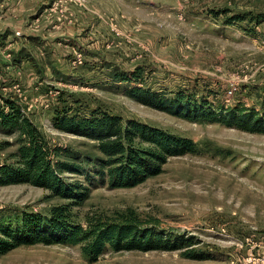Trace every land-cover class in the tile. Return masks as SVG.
I'll return each instance as SVG.
<instances>
[{
	"label": "rangeland",
	"instance_id": "1",
	"mask_svg": "<svg viewBox=\"0 0 264 264\" xmlns=\"http://www.w3.org/2000/svg\"><path fill=\"white\" fill-rule=\"evenodd\" d=\"M41 1L32 18L40 31L32 33L45 31L44 42L34 44L37 55L48 51L56 65L44 72L38 59V68L43 67L38 91L18 82L6 83L3 90L2 82L0 100H15L50 147L69 148L81 157L100 154L94 143L54 130L55 109L80 117L105 111L192 140L195 153L169 158L159 175L134 188L109 189L82 175L63 178L90 189L88 199L73 210L78 221L87 213L133 210L143 221H159L167 234L190 239L188 249L203 258L186 259L181 251L106 248L89 263L78 246L34 245L0 256V264H264V135L142 106L127 96L132 83L114 82L110 74L139 70L138 86L164 99L181 95L217 112L242 107L264 114V0ZM4 15L0 12V24L15 21ZM6 47L13 54L12 42L5 43L0 47L4 58ZM77 55L81 65H73ZM229 89H235L230 97ZM16 139L0 127V165L12 163ZM83 165L84 173L92 169ZM64 203L29 185L2 186L0 226L14 229L21 213L48 215Z\"/></svg>",
	"mask_w": 264,
	"mask_h": 264
},
{
	"label": "trees",
	"instance_id": "2",
	"mask_svg": "<svg viewBox=\"0 0 264 264\" xmlns=\"http://www.w3.org/2000/svg\"><path fill=\"white\" fill-rule=\"evenodd\" d=\"M35 41V40H34ZM30 60L24 49L11 55V63L21 58ZM40 67L37 73H40ZM138 71H111L114 82L131 84L127 96L132 101L190 122L218 123L228 128L264 135V114L242 107L217 112L205 104H198L178 95L167 100L138 86ZM0 127L17 134L16 151L10 164L0 165V187L29 185L47 191L50 198L65 203L52 207L48 215L20 214L14 229L0 226V256L20 246L63 245L80 247L89 263H94L106 248L119 252L181 251L186 259H202L190 239L167 234L159 221H143L133 210L110 215L87 213L78 221L74 209L89 196L90 189L81 183L68 182L64 174L82 175L93 184L109 189H130L161 173L171 157L196 152L195 143L166 130L136 120L123 121L105 111H93L89 116L69 115L55 109L51 118L54 130L94 143L100 157H81L69 148L50 147L44 136L15 100L1 98ZM51 107L49 104L48 109ZM92 169L83 171L84 165ZM89 176H92L89 179ZM95 184L94 186H97Z\"/></svg>",
	"mask_w": 264,
	"mask_h": 264
},
{
	"label": "crops",
	"instance_id": "3",
	"mask_svg": "<svg viewBox=\"0 0 264 264\" xmlns=\"http://www.w3.org/2000/svg\"><path fill=\"white\" fill-rule=\"evenodd\" d=\"M39 4L44 3L41 0H0V12H4L5 14L3 19H5V16L8 20H11L12 18L15 19L14 22L10 21V23L0 24V47H2L5 43L12 42L13 53L18 52L20 49H24L26 53L30 55V60L22 57L20 63L12 64L11 60L5 59L0 53V83H5L0 86L3 87V90H5L4 88H7L6 83L18 82L17 84L22 85V88H33L34 91H38V85H41V82H39L40 74L37 73V60L40 59L43 61V63L39 62L38 64L43 65L44 72L49 70V67L56 65L53 56L50 59L51 56L48 51L46 54L42 51L39 55H37L38 47L34 44V42L37 40L43 43L44 37L41 33H45V31H42L39 34L32 33L33 31H40L38 26L34 25V21L32 20L38 10L37 5ZM30 17L31 20H27ZM16 31L21 33V38L14 37V33ZM46 45H48V42H46ZM11 85L12 84H10V86ZM16 86L17 85H14L12 87L15 91H17L18 88ZM26 93L29 94V92ZM21 94L23 95L25 93L21 91L20 95ZM41 96H39V98ZM35 101L38 102V98H36ZM44 105L45 103L43 104V108ZM47 105L49 104H46V106ZM33 112L34 111H30L31 114H33Z\"/></svg>",
	"mask_w": 264,
	"mask_h": 264
},
{
	"label": "built area",
	"instance_id": "4",
	"mask_svg": "<svg viewBox=\"0 0 264 264\" xmlns=\"http://www.w3.org/2000/svg\"><path fill=\"white\" fill-rule=\"evenodd\" d=\"M15 35L16 36H19L20 33L19 32H16ZM6 50H8V47H6L4 49V51H3L5 53L4 54L5 55V58L7 60H10L11 59V55L9 53H7ZM81 64H82V57H81V55L75 56V58L73 59V65H81ZM17 91H19V90L17 89ZM234 91H235V89H229V91H227V93H226L227 96L230 97L233 94Z\"/></svg>",
	"mask_w": 264,
	"mask_h": 264
}]
</instances>
